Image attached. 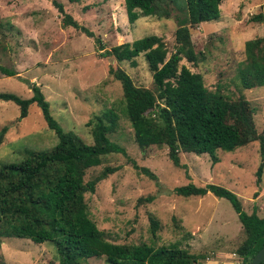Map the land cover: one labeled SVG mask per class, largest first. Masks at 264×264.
<instances>
[{"label":"rangeland","instance_id":"rangeland-1","mask_svg":"<svg viewBox=\"0 0 264 264\" xmlns=\"http://www.w3.org/2000/svg\"><path fill=\"white\" fill-rule=\"evenodd\" d=\"M62 4L64 12L93 33L65 26L62 15L52 0H0V66L17 73L0 74V92L30 98V86L38 85L49 102L50 113L63 131L72 132L86 145H92L89 120L113 108L119 116L111 141L125 149L126 155L109 154L102 164L86 171L84 181L93 180L106 168H115L97 183L93 194H85L89 217L114 244H154L155 247L177 245L194 255H202L201 264H241L234 254L244 240L237 214L230 202L205 196L181 197L176 187L212 184L236 195L247 214L256 210L264 217V156L259 143L233 152L217 151L219 161L212 163L207 154L180 153L177 167L167 157L166 147L138 148L133 130L122 113L120 83L109 76L110 67L125 71L136 87L154 91L152 74L143 55L136 66L102 57L103 51L131 43L149 35L160 37L169 51L175 48V13L170 19L140 17L130 24L123 0H82ZM220 19L199 23L190 29L191 42L199 61L193 65L183 60L180 65L200 74L208 90L217 84L231 99L243 97L254 112L257 133L264 130V86L250 90L240 88L236 72L244 59V44L264 37V0H221ZM262 14V22H251ZM168 54V56H169ZM18 107L0 102V129L8 131L0 144V165L17 163L22 152L49 150L57 143L55 133L44 122L36 105H31L26 118L18 121ZM263 162L261 183L255 184V171ZM134 165L149 169L156 179H149ZM254 193L257 194L254 195ZM153 196L151 203L144 200ZM149 217H155L160 230L155 238L150 233ZM176 225L178 227L176 228ZM3 264H58L56 249L51 244H34L27 239L7 238L0 246ZM80 264H107L103 258Z\"/></svg>","mask_w":264,"mask_h":264},{"label":"trees","instance_id":"trees-1","mask_svg":"<svg viewBox=\"0 0 264 264\" xmlns=\"http://www.w3.org/2000/svg\"><path fill=\"white\" fill-rule=\"evenodd\" d=\"M67 1L79 4L82 0ZM123 2L130 24L140 17L170 19L173 13L177 24L175 48L170 54L164 41L156 35L106 51L99 38H95L102 57H113L135 67L136 58L143 55L152 74L154 91L136 87L130 76L119 68L108 70L109 76L120 83L122 113L130 123L138 148L166 147L168 159L177 167L181 165V152L207 154L215 164L219 161L218 150L233 152L253 142L259 143L263 158L264 130L257 133L249 102L243 97H227L219 84L214 91L208 90L200 74L180 65L183 60L193 65L198 63L190 29L199 23L218 21L221 0ZM52 4L62 15L65 26L93 37L91 31L80 27L64 12L62 4L54 0ZM249 20L262 22L263 15L252 16ZM0 74L13 77L17 73L0 66ZM236 78L243 90L264 86V37L245 42L244 59L238 64ZM30 91V98L0 92V102H11L18 107V121L27 117L31 105H36L47 127L55 133L57 143L49 150L25 149L19 162L0 165V246L7 238L27 239L37 245L51 244L56 249L58 264H80L98 258H103L107 264H201L202 255L191 254L177 245L155 247L152 243L131 245L107 241L89 217L84 197L87 193L93 194L97 183L116 169L106 167L88 182L84 177L88 169L102 164L104 156L126 155L125 149L109 137L116 129L118 114L110 108L89 120L92 145H86L72 132L62 130L38 85L32 84ZM7 131V125L0 129V144ZM134 167L149 179H156L149 169ZM262 174L263 162L255 171L256 186L261 183ZM173 193L181 197H202L211 193L230 202L245 237L234 252L241 264H249L264 246V217H259L256 210L250 214L244 212L238 197L227 189L212 184L204 187L187 184L176 187ZM153 199L148 196L138 202L151 203ZM149 222L151 236L155 238L160 224L155 217H149Z\"/></svg>","mask_w":264,"mask_h":264},{"label":"water","instance_id":"water-1","mask_svg":"<svg viewBox=\"0 0 264 264\" xmlns=\"http://www.w3.org/2000/svg\"><path fill=\"white\" fill-rule=\"evenodd\" d=\"M264 261V246L253 256L249 264H261Z\"/></svg>","mask_w":264,"mask_h":264}]
</instances>
